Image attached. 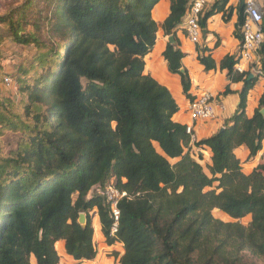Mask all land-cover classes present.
<instances>
[{"label": "trees", "instance_id": "trees-1", "mask_svg": "<svg viewBox=\"0 0 264 264\" xmlns=\"http://www.w3.org/2000/svg\"><path fill=\"white\" fill-rule=\"evenodd\" d=\"M46 2L49 12L31 11L34 0H26L0 17L13 44L35 47L32 67L43 70L27 82L26 71L17 68V104L0 96V140L5 132L18 136L14 150L0 149V264H59L58 241L75 264L93 261L91 212L105 244L122 245L119 264H248L250 257L264 262V162L245 173L246 163L234 154L244 146L250 162L263 150L264 88L253 115L245 113L256 77L247 80L249 73L234 71L238 56L221 60L227 80L243 86L224 130L193 143L210 153L205 173L187 152L185 126L172 120L175 100L144 74V57L156 41L152 10L160 0ZM228 2L216 0L201 28L215 14L230 16ZM189 4L171 0L165 36L175 39ZM199 52L204 71L216 70L211 55ZM260 55L264 76V40ZM162 56L192 100L176 39ZM231 93L227 86L221 94ZM111 181L131 198L118 204L113 235L108 205L97 194ZM214 210L234 222L214 218ZM247 216L244 227L239 221Z\"/></svg>", "mask_w": 264, "mask_h": 264}, {"label": "crops", "instance_id": "crops-1", "mask_svg": "<svg viewBox=\"0 0 264 264\" xmlns=\"http://www.w3.org/2000/svg\"><path fill=\"white\" fill-rule=\"evenodd\" d=\"M215 1L216 0H205V11H208ZM256 1L264 11V0ZM170 2L171 0H160L152 10V19L157 25L156 41L152 50L144 57V74L153 78L159 85L165 87L170 92L178 106V112L172 117V120L185 126L190 124L187 112L188 100L183 94L180 79L176 74H171L168 71L167 63L162 56L166 46L169 44V36H165L162 30V24L169 15ZM242 4L243 0H229L226 9L230 8V16L223 18V14H215L208 18L205 27L202 28L201 38L197 45L188 41L180 27L176 30L175 39L179 43L181 52L184 54L181 60L182 70L187 72L190 81L191 87L189 94L194 97L200 92H207L213 96V101L217 104L215 118L209 122L200 123L195 126L194 141L196 142L211 136L220 128H224L225 122L229 120L236 111L239 102L238 92L241 90L243 84L230 83L226 78V71H221L219 69V64L226 56H238L240 39L236 38V24L238 8L242 6ZM3 43H5V40ZM201 50H205L204 55H211L217 65L216 70L209 72L204 71V68L197 60L198 54H200L199 51ZM1 72L3 74V70ZM5 77L12 76L6 75L2 77V79ZM256 79L257 81L254 87L249 91L247 96L245 113L248 117H251L254 110L258 107V102L264 88V76L261 74ZM14 86L15 84L6 86L0 83V96H9L15 99ZM227 86H229L232 93L223 96L221 93ZM6 90L9 94H4ZM220 107L222 109H220ZM189 147L194 149L193 143H190ZM197 153H199V151ZM205 153L208 154L209 158V151H205ZM234 154L241 163H246L244 165L249 166L251 171L255 166L264 162V144L263 150L250 162H246L249 154L246 147L241 146L235 149ZM92 227L94 231L93 242H95L96 247L102 246V248H99V250L96 248L97 255L93 261H83L80 264H113L111 258L106 257V250H109L110 247L104 243L105 240L101 234L100 223L96 212L92 214ZM55 249L60 259H63L64 262L66 261L68 264L71 262L75 264L74 260L65 254L63 241H58L55 245ZM59 264L62 263L59 262Z\"/></svg>", "mask_w": 264, "mask_h": 264}, {"label": "built area", "instance_id": "built-area-1", "mask_svg": "<svg viewBox=\"0 0 264 264\" xmlns=\"http://www.w3.org/2000/svg\"><path fill=\"white\" fill-rule=\"evenodd\" d=\"M242 23L237 28L240 34V49L238 62L234 66V71L239 74L249 73V75H261L260 72V47L264 40L262 22L264 11L256 0H243L242 4ZM206 9L205 0H190L186 16L180 25L181 31L185 34L188 41L197 45L201 38L202 28L200 21ZM4 85H14L11 77L3 79ZM217 104L213 101V96L207 92H200L188 100L187 112L190 124L185 125V132L190 138V143H194V128L197 124L209 122L215 118ZM220 109H222L220 107ZM101 197L109 208V216L112 221L110 234L116 233L120 219L119 202L126 198L131 199L125 192L119 191L111 181L102 189Z\"/></svg>", "mask_w": 264, "mask_h": 264}, {"label": "rangeland", "instance_id": "rangeland-1", "mask_svg": "<svg viewBox=\"0 0 264 264\" xmlns=\"http://www.w3.org/2000/svg\"><path fill=\"white\" fill-rule=\"evenodd\" d=\"M26 0H0V17L4 16L6 14H8L11 10L15 9L16 7L20 6L21 4H23ZM51 9V4L47 3L46 0H34V4L31 7V11H42V12H49V10ZM9 32L6 29L5 26L0 25V38H1V44H0V67H1V71L3 70V74L0 76V83L1 85L4 84L2 77L6 76V75H11L12 77L15 76L16 70L17 68H21L22 70H25L27 73V77H25V79H27V82H30L34 77H37L38 75H40L42 73V68H37L36 67H32L33 65V57L36 54V49L33 46H20V45H14L11 41V38L9 37ZM5 40V43H3V41ZM58 54L61 55L63 48L58 47ZM21 70V71H22ZM178 78L180 79V76L177 75ZM260 75H257L256 78H258ZM11 77V78H12ZM22 77V75H21ZM13 79V78H12ZM181 82V80H180ZM13 83L15 84V81L13 79ZM15 87V95H17L18 92V87ZM191 87V86H190ZM4 94H9V92L6 90L4 91ZM188 100V99H187ZM14 104L18 103V98L14 99ZM17 135H14L10 132H5L3 134V137L0 140V149L1 151L4 152H8L10 150H14L16 148V142H17ZM187 152L190 153L192 156V158L197 161L201 166L202 169L205 173H207V163H209V158H208V154L205 153V150L203 149H191V148H187ZM201 152V156H202V160H199V153L197 152ZM199 155V156H200ZM172 164L174 163L173 161L171 162ZM243 171L245 173H248L250 171V167L249 166H245L243 164ZM98 195H102L101 191H99V193H97ZM92 214L93 212L90 213V217H91V225H92ZM212 216L216 219H219L223 222H234L233 220L227 218L225 215L219 213V211L214 210L212 211ZM250 222V216H247L243 219H241L239 221V223L241 225H243L244 227H247L248 224ZM93 228V227H92ZM94 233V231H93ZM98 235H99V231H98ZM95 245V242H93ZM105 243V242H104ZM109 250H106V257L111 258V262L113 264H119L118 259H119V255L123 254V248L121 244L115 243L112 246H109ZM99 250V248H102V246L100 247H96ZM105 256V254H104ZM251 261H248V264H264V262L260 259L254 258V261L252 262V257H250ZM60 262L62 264H68L66 263V261L64 262L63 259H60ZM72 264V262L70 263Z\"/></svg>", "mask_w": 264, "mask_h": 264}, {"label": "water", "instance_id": "water-1", "mask_svg": "<svg viewBox=\"0 0 264 264\" xmlns=\"http://www.w3.org/2000/svg\"><path fill=\"white\" fill-rule=\"evenodd\" d=\"M168 43L170 44V45H173L174 44V37L173 36H169L168 37ZM252 78H254V76L253 75H249L248 76V78H247V80H250V79H252ZM260 114L261 115H264V109H261L260 110ZM224 130V128H220L219 129V132H221V131H223ZM201 154V152H199V155ZM78 223L81 225V226H85L86 225V219H85V216L83 215V214H80L79 215V218H78Z\"/></svg>", "mask_w": 264, "mask_h": 264}]
</instances>
